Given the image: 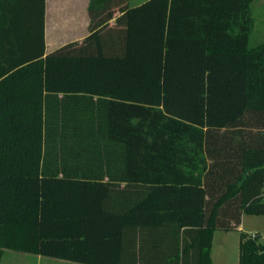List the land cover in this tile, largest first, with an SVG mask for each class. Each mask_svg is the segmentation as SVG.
<instances>
[{
    "label": "trees",
    "instance_id": "trees-1",
    "mask_svg": "<svg viewBox=\"0 0 264 264\" xmlns=\"http://www.w3.org/2000/svg\"><path fill=\"white\" fill-rule=\"evenodd\" d=\"M251 2L88 0L89 34L46 52L45 0H0V258L212 264L215 230L264 215Z\"/></svg>",
    "mask_w": 264,
    "mask_h": 264
},
{
    "label": "rangeland",
    "instance_id": "rangeland-1",
    "mask_svg": "<svg viewBox=\"0 0 264 264\" xmlns=\"http://www.w3.org/2000/svg\"><path fill=\"white\" fill-rule=\"evenodd\" d=\"M144 0H128L130 5ZM263 0H256L257 4ZM46 41L49 51L81 37L83 33V3L82 0H47ZM243 230L249 233L256 231L258 239L264 242V215L243 214ZM237 233L217 230L210 249L212 264H238ZM77 264H85L74 262Z\"/></svg>",
    "mask_w": 264,
    "mask_h": 264
},
{
    "label": "crops",
    "instance_id": "crops-1",
    "mask_svg": "<svg viewBox=\"0 0 264 264\" xmlns=\"http://www.w3.org/2000/svg\"><path fill=\"white\" fill-rule=\"evenodd\" d=\"M83 3V10H84V16H83V33L81 37L71 39L69 41H81L86 35L89 34V31L87 29L88 24H89V16L87 13V4L88 0H82ZM45 28H44V37H45V45H46V52H49L47 41H46V15H47V0H45ZM250 10H251V15L254 19V28H253V35L252 39L258 38L264 39V0L262 3L257 4L256 0H252L251 5H250ZM115 15H118V12L115 13ZM8 15L0 14V21L4 20L5 22L4 25L6 26L8 24ZM114 22V18L110 20V23ZM3 30V29H2ZM6 31V30H5ZM66 43V42H65ZM243 215L241 217V222L238 226L237 230H229L237 233V246L239 250V242H240V231H244V222H243ZM217 231V230H215ZM214 231V232H215ZM225 231V232H229ZM247 233V232H246ZM253 233H257L256 231H253ZM214 237V233H213ZM212 237V241H213ZM239 257V253H238ZM75 261H70L66 259H60V258H54V257H49V256H43L40 254H33V253H28V252H21V251H14V250H9V249H4L3 254L0 258V264H77L74 263Z\"/></svg>",
    "mask_w": 264,
    "mask_h": 264
},
{
    "label": "built area",
    "instance_id": "built-area-1",
    "mask_svg": "<svg viewBox=\"0 0 264 264\" xmlns=\"http://www.w3.org/2000/svg\"><path fill=\"white\" fill-rule=\"evenodd\" d=\"M252 236H254V233H251Z\"/></svg>",
    "mask_w": 264,
    "mask_h": 264
}]
</instances>
